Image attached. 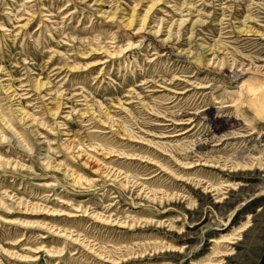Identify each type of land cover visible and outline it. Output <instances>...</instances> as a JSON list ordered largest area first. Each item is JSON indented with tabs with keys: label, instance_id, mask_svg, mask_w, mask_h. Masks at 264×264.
<instances>
[{
	"label": "rangeland",
	"instance_id": "rangeland-1",
	"mask_svg": "<svg viewBox=\"0 0 264 264\" xmlns=\"http://www.w3.org/2000/svg\"><path fill=\"white\" fill-rule=\"evenodd\" d=\"M260 83L264 0H0V264H259Z\"/></svg>",
	"mask_w": 264,
	"mask_h": 264
},
{
	"label": "bare ground",
	"instance_id": "bare-ground-1",
	"mask_svg": "<svg viewBox=\"0 0 264 264\" xmlns=\"http://www.w3.org/2000/svg\"><path fill=\"white\" fill-rule=\"evenodd\" d=\"M247 88L248 89L245 90L246 94H244L246 97L245 99L248 101L249 104H251L257 109L256 112L259 111V113L264 115V100L263 103H260V97L263 94L264 85L260 83L257 87ZM233 214L234 212L232 211L230 216H232Z\"/></svg>",
	"mask_w": 264,
	"mask_h": 264
},
{
	"label": "trees",
	"instance_id": "trees-1",
	"mask_svg": "<svg viewBox=\"0 0 264 264\" xmlns=\"http://www.w3.org/2000/svg\"><path fill=\"white\" fill-rule=\"evenodd\" d=\"M259 264H264V251H263V255H262L261 259H260Z\"/></svg>",
	"mask_w": 264,
	"mask_h": 264
},
{
	"label": "crops",
	"instance_id": "crops-1",
	"mask_svg": "<svg viewBox=\"0 0 264 264\" xmlns=\"http://www.w3.org/2000/svg\"><path fill=\"white\" fill-rule=\"evenodd\" d=\"M263 255V254H262Z\"/></svg>",
	"mask_w": 264,
	"mask_h": 264
}]
</instances>
